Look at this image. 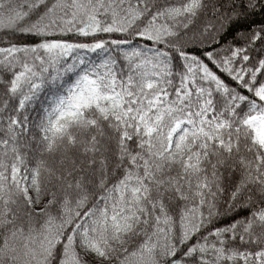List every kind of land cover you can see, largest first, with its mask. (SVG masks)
Instances as JSON below:
<instances>
[{"label":"snow or ice","instance_id":"obj_1","mask_svg":"<svg viewBox=\"0 0 264 264\" xmlns=\"http://www.w3.org/2000/svg\"><path fill=\"white\" fill-rule=\"evenodd\" d=\"M0 264H264V0H0Z\"/></svg>","mask_w":264,"mask_h":264}]
</instances>
